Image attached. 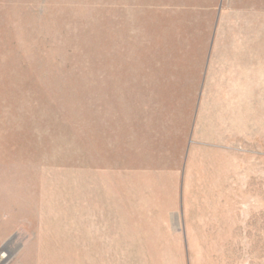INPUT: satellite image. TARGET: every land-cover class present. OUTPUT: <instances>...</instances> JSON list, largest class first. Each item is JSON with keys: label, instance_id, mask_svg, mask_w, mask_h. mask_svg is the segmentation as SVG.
<instances>
[{"label": "rangeland", "instance_id": "1", "mask_svg": "<svg viewBox=\"0 0 264 264\" xmlns=\"http://www.w3.org/2000/svg\"><path fill=\"white\" fill-rule=\"evenodd\" d=\"M248 1L0 0V264H264Z\"/></svg>", "mask_w": 264, "mask_h": 264}, {"label": "crops", "instance_id": "2", "mask_svg": "<svg viewBox=\"0 0 264 264\" xmlns=\"http://www.w3.org/2000/svg\"><path fill=\"white\" fill-rule=\"evenodd\" d=\"M251 2L248 1L247 6L249 8L245 12L248 14L246 28L248 33L250 32V42L248 43L250 51L247 55L253 56L256 60L259 56H264V45L260 46L264 39V10L260 9L259 5L255 2L251 5ZM238 55L240 54L238 53Z\"/></svg>", "mask_w": 264, "mask_h": 264}]
</instances>
